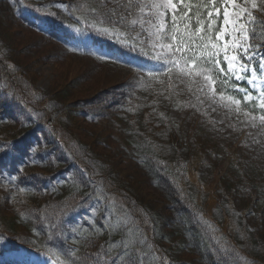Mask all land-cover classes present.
<instances>
[{"label": "trees", "instance_id": "1", "mask_svg": "<svg viewBox=\"0 0 264 264\" xmlns=\"http://www.w3.org/2000/svg\"><path fill=\"white\" fill-rule=\"evenodd\" d=\"M76 3L77 0H0V4H6L7 11L16 22L51 40L72 56L105 62L89 54V47L84 45L88 39L93 41V47L98 45L106 48L107 54L116 61L137 62L138 58L134 59L136 53L105 37L95 33L76 32L75 29L82 25L74 22L69 15L70 9L65 10V6ZM257 17L264 21V15L258 13ZM261 50L264 51V48ZM99 53L102 54L101 49ZM2 55L0 52V59ZM111 64L136 73L127 63H121L125 66L119 65L120 63ZM61 92L58 96L64 99L69 97V91L63 89ZM120 93L123 100L113 103V108L103 105L104 109H111L104 115L117 118L116 122L120 127L122 122L124 126L127 125L122 126L121 131L125 135L123 147L134 166L132 168H137L144 174L149 185L161 193L165 204L168 202L165 210L171 217H162L159 210L144 206L131 195V191L123 188V184L113 179L111 173L106 171L105 163L103 166L96 158L92 159L85 154L77 155L73 151L76 146L63 140L66 137L56 122L59 116L56 107L45 97V102H49L50 106L48 104L40 109L13 73L11 66L0 64V99L15 103L12 107L18 108L26 116L21 122L10 113L0 117V129L7 123H16L19 130L24 132L21 138H0V145L7 146L0 150V172L3 173L0 185L10 190L11 197L51 195L54 198L51 201L53 208L49 212L39 214L23 211L24 216L20 215L18 225L27 224L24 225L27 229L23 238L25 242H17L0 227V253L12 250L15 245L23 246L24 250L30 252H44L48 224L54 222L55 214L65 206L68 213L65 218L67 222L62 225L65 234L72 235V229L78 228L82 237L80 244L73 245L69 240L67 246L79 247L81 254L96 253L109 240L113 243L120 240L118 234L110 237L107 230L102 232L106 223L102 207L91 216L89 205L94 201L88 199L87 194L92 191L94 182L103 180L116 200L130 209L141 222L143 217L139 210L147 213L151 225L145 226V232L159 249V255L167 257L169 264H264V253L260 249L261 244H264V159L260 162L250 159L242 165L235 162L229 153L234 142L221 138L218 125L214 127L208 122L209 115L205 117L193 108L175 110L177 100L195 102L194 97L187 92L166 100L134 85L133 88L121 86ZM25 100L27 102H23ZM127 108L134 111H126ZM5 111L3 103H0V112ZM160 113L167 119H161ZM100 114L103 112H99L97 116ZM33 119L36 121L34 125ZM24 139L29 142L25 153L27 157H19V148H22L20 146L25 142ZM52 144L56 145L48 151L47 146ZM41 146L44 149L35 153L29 150L32 147L37 150ZM57 150L63 156H56ZM116 151L121 154L119 149L116 148ZM9 154L19 157L17 163L23 166V172L32 168L50 172L54 168L60 169L54 170L56 172L53 171V174L48 173L47 177L40 178V171L35 170L32 175L26 176L12 169L10 171ZM50 155L54 156L49 157ZM29 157L36 162L32 163ZM224 161L228 162V167L219 175L217 170ZM127 174L132 176L128 172ZM10 176H15L16 180L10 182ZM33 179L36 184L31 182ZM73 180H83L86 186L78 187ZM19 188L26 191L20 193ZM85 200L87 203H84ZM193 204L220 230L217 235L226 238L229 246L235 249L230 254V259L218 261L213 255L208 246V238L202 235L201 229L193 221ZM8 222L13 225L12 219ZM257 236H261V242Z\"/></svg>", "mask_w": 264, "mask_h": 264}, {"label": "snow or ice", "instance_id": "2", "mask_svg": "<svg viewBox=\"0 0 264 264\" xmlns=\"http://www.w3.org/2000/svg\"><path fill=\"white\" fill-rule=\"evenodd\" d=\"M65 10L82 25L76 32L95 33L136 53V63L117 62L127 63L137 73L140 90L166 100L187 92L195 102L177 100L175 110L193 108L208 117L207 104L213 112L224 111L229 120L236 118L237 123L228 124L233 131H244L246 126L264 136V21L255 15H264V0H77ZM84 45L87 47V42ZM89 54L97 55L94 51ZM100 58L112 59L107 55ZM159 115L167 119L163 113ZM208 122L214 127L217 124L210 118ZM6 147L0 145V150ZM29 150L36 151L34 147ZM15 180L10 176V182ZM73 183L86 186L83 180ZM87 195L94 201L89 205L91 216L103 208L106 223L102 232L107 230L110 237L118 234L120 240H109L96 253L81 254L79 247L67 246L69 240L80 244L82 237L78 228L72 229V235L65 234V206L48 224L45 251L34 255L19 249L12 256L13 264H169L145 232V226L151 225L147 213L139 210L141 222L116 200L103 180L94 182ZM191 213L217 260L230 259L235 249L217 235L220 230L194 204Z\"/></svg>", "mask_w": 264, "mask_h": 264}, {"label": "rangeland", "instance_id": "3", "mask_svg": "<svg viewBox=\"0 0 264 264\" xmlns=\"http://www.w3.org/2000/svg\"><path fill=\"white\" fill-rule=\"evenodd\" d=\"M7 9L6 4H0V52L1 55L3 53L0 64L11 66L13 73L19 78L34 103L41 107L40 109H44L48 104L50 106L49 102H45V97L56 107V111L59 113L56 122L59 123L62 133L66 137L62 139L76 146V150L73 151L77 155L85 154L92 159L96 158L98 162L101 161L103 166L105 163L106 171L111 173L115 181L123 184V188L126 187L131 191L132 196H135L144 206L159 210L161 212L159 215L162 217L170 218V214L165 210L168 207V202L165 204L161 193L149 185L150 182L144 174L137 168H132L134 166L123 147L125 135L121 131L122 126L127 127V125L124 126L122 122L120 127L116 122L117 118L104 115L111 109H104L103 105L113 108V103L122 101L121 86H130L131 88L136 86L137 74L111 63L72 56L51 40L33 33L16 22ZM63 89L69 91L67 92L69 97L65 99L58 96ZM127 94L128 92H126ZM0 103H3V109L8 111L0 112V117L10 113L11 116L16 117L18 122L26 117L18 108L12 107L15 103L5 102L2 99H0ZM62 107L67 109L64 110ZM205 108L210 119L217 121L216 125H218L221 138L225 140L228 138L234 142L229 153L234 157L235 162L242 165L250 159L256 162L264 159V136H260L246 126L244 131H233L228 127V124L237 123L235 117L229 120L224 111L217 109L213 112L207 104ZM101 111L103 114L97 116ZM93 114L94 117H92ZM36 116L39 118L38 114ZM34 124H36L35 119H33L32 125ZM188 129L190 130V127ZM249 131H252V135L248 134ZM23 133V130H19L18 124L7 123L4 128L0 129V138L3 140L13 139V137L21 138ZM44 137L45 135H43ZM254 139H259L261 143L253 144ZM78 142L83 146H80ZM28 144L29 142L25 140L20 146L22 148H19V157L26 153ZM245 144L248 146H244ZM55 145L47 146L48 151H51ZM116 148L121 151V154L116 151ZM43 149L44 146H41L36 151ZM60 155L63 156L57 150L56 156ZM52 156L54 155L49 157ZM19 157L17 156V158ZM227 167L228 162L224 161L217 170L218 174H223ZM59 169L60 167L54 168L56 171ZM34 170L35 172L40 171V175H42L39 176L40 178L47 177L48 173L53 174L54 171L32 168L25 171L24 174L32 175ZM31 182L36 184L34 179ZM10 193L8 188L0 185V227L6 234L18 240L17 242H25L23 238L27 229L24 225L27 226V224L18 225L20 214L23 211H33L39 214L49 212L53 208L51 201L54 198L51 195H35L33 198L25 195L16 198L11 197ZM9 219L13 220V225H10L12 222L9 223ZM257 238L261 242V236H257ZM262 241H264V237ZM261 246L260 249L264 253V244ZM22 247L15 245L16 251L23 249ZM16 251L9 253L10 255L5 259L12 260Z\"/></svg>", "mask_w": 264, "mask_h": 264}]
</instances>
